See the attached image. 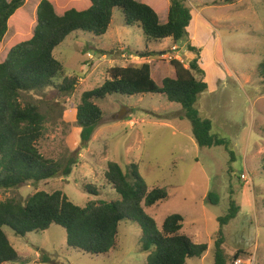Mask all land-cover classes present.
<instances>
[{
  "label": "rangeland",
  "instance_id": "374dc122",
  "mask_svg": "<svg viewBox=\"0 0 264 264\" xmlns=\"http://www.w3.org/2000/svg\"><path fill=\"white\" fill-rule=\"evenodd\" d=\"M50 1L58 14L83 8L85 3ZM137 1L154 8L161 23L167 21L168 0ZM186 4L192 21L176 43L171 38L147 42L141 27L126 25L121 10L114 8L105 34L75 31L55 48V57L64 62L65 76L78 77L76 87L67 94L47 87L28 95L47 118L46 132L39 140L42 154L61 164L69 157L76 163L68 176L59 173L37 183L0 189V200L62 190L79 206L90 200L115 201L118 193L105 178L108 162L124 170L135 163L149 187L167 192L165 200L145 209L157 228L168 215L178 213L184 217L182 231L194 242L207 244L202 255L187 258L185 264H214L218 218L227 213L231 200L240 211L223 226L222 247L228 261L243 249L255 252L257 264H264V78L258 70L264 60V0H186ZM34 5L35 0H27L16 11L9 20L6 41L16 44L32 36ZM189 44L193 52L187 50ZM172 45L177 49L172 51ZM146 46L158 52L138 58ZM170 56L186 67L197 59L198 70L193 72L208 86L195 107L201 117L212 121L211 133L224 138L227 148L200 146L181 105L160 93H112L97 100L101 121L90 140L81 142L75 106L84 91L100 86L109 67L144 58L151 65L152 78L160 83L174 76ZM83 185L95 186L98 194L88 193ZM211 192L218 195L216 204L208 199ZM3 230L18 252L14 264H147L150 253L138 243L139 225L129 221L120 222L118 248L97 256L69 248L64 228L56 224L25 236L15 235L8 226Z\"/></svg>",
  "mask_w": 264,
  "mask_h": 264
},
{
  "label": "trees",
  "instance_id": "16d2710c",
  "mask_svg": "<svg viewBox=\"0 0 264 264\" xmlns=\"http://www.w3.org/2000/svg\"><path fill=\"white\" fill-rule=\"evenodd\" d=\"M26 1L0 0V57L5 54L0 62V189L6 190L28 182L37 183L59 173L68 176L76 163L69 157L61 164L42 154L39 140L46 132L47 118L29 97L31 92L47 87H56L63 94L76 87L78 77L65 76L63 60L54 55L55 48L68 35L75 31L96 36L105 34L114 8L121 10L126 25L141 27L147 42L171 38L176 43L187 34L192 21L186 0H168L164 23L160 22L154 8L137 0H81L87 7L69 8L62 14L56 12L50 0H38L32 36L16 44L13 39L6 41L9 20ZM187 50L193 52L195 48L189 44ZM157 52L146 46L137 56L149 57ZM170 65L174 76L164 77L160 83L152 78L148 61L109 67L104 82L84 91L75 106V123L81 128V142L85 144L90 140L101 121L102 110L97 100L112 93H160L181 105L200 146L224 145L227 148L224 138L211 133L212 121L201 117L195 107L199 95L208 86L204 78L198 79L193 72L198 70L197 59L189 62L188 67L177 59H171ZM258 70L264 78V60ZM57 79L62 81L57 83ZM105 178L118 193L115 201L90 200L85 206H79L62 190L35 191L24 198L0 200V264H14L19 258L3 230L5 226L15 235L25 236L56 224L64 228L69 248L97 256L118 248L121 221L135 222L141 230L138 241L141 250L150 251L147 264H185L187 258L198 257L207 250L206 243H196L192 236L182 231L184 217L178 213L168 215L161 229L157 228L145 209L165 200L168 195L164 188L149 187L137 164L132 163L124 170L118 163L108 162ZM83 186L88 193L98 194L95 186ZM208 199L216 204L218 195L211 192ZM239 211L240 207L231 200L227 213L218 218L220 227L215 240L214 264H229L232 259L248 253L239 249L228 261L222 247L223 226ZM43 260L48 261V257L44 256Z\"/></svg>",
  "mask_w": 264,
  "mask_h": 264
},
{
  "label": "built area",
  "instance_id": "2783aa9c",
  "mask_svg": "<svg viewBox=\"0 0 264 264\" xmlns=\"http://www.w3.org/2000/svg\"><path fill=\"white\" fill-rule=\"evenodd\" d=\"M170 49L173 51V50H176L177 47L175 45H172ZM138 58H140V57H138ZM169 58L172 59L171 56ZM175 58H177V56H175ZM144 59H143V61H144ZM241 177L243 179H246L245 174H242ZM229 264H257L256 254H255V252L252 254L251 253L241 254L238 257L232 259Z\"/></svg>",
  "mask_w": 264,
  "mask_h": 264
},
{
  "label": "crops",
  "instance_id": "0c3cea01",
  "mask_svg": "<svg viewBox=\"0 0 264 264\" xmlns=\"http://www.w3.org/2000/svg\"><path fill=\"white\" fill-rule=\"evenodd\" d=\"M38 3V0L35 2L34 8H36V5ZM149 49V48H148ZM161 52V51H160ZM126 53H123V55H125ZM131 55V54H130ZM144 61H148L147 59H144ZM149 62V61H148Z\"/></svg>",
  "mask_w": 264,
  "mask_h": 264
},
{
  "label": "water",
  "instance_id": "95a60500",
  "mask_svg": "<svg viewBox=\"0 0 264 264\" xmlns=\"http://www.w3.org/2000/svg\"><path fill=\"white\" fill-rule=\"evenodd\" d=\"M120 114H122V113H120ZM116 117L118 118V117H120V116H119V115H117Z\"/></svg>",
  "mask_w": 264,
  "mask_h": 264
}]
</instances>
